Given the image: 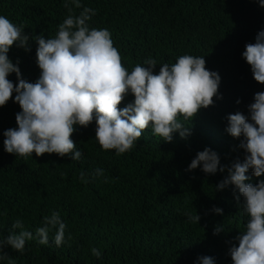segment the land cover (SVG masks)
Returning <instances> with one entry per match:
<instances>
[{
    "label": "trees",
    "instance_id": "trees-1",
    "mask_svg": "<svg viewBox=\"0 0 264 264\" xmlns=\"http://www.w3.org/2000/svg\"><path fill=\"white\" fill-rule=\"evenodd\" d=\"M65 0H0V15L29 35L30 51L14 45L9 58L18 63L22 78L36 82L41 74L33 36L52 38L69 14ZM81 8L95 10L90 28L108 29L122 63L131 72L135 65L155 59L154 74L164 63H175L181 55L204 57L206 68L221 80L214 104L201 108L191 120L178 119L191 129L187 139L179 132L166 142L144 130L133 148L117 155L103 150L95 138V121L77 125L72 139L82 153L79 160L58 154L35 153L22 157L4 148L3 133L17 128L21 108L14 97L0 107V240L11 234L16 220L31 231L23 252L4 247L14 264H200L199 257L211 256L215 264H233L229 249L248 220L235 199L234 185L216 186L227 171L206 174L201 168L186 171L199 151L210 147L221 165L244 159L242 138L227 131L229 114H249L254 94L264 84L253 77L242 56L247 43H255L264 30V7L257 0H80ZM8 79L18 84L15 72ZM222 94V99L220 98ZM240 103H237V101ZM134 101L129 93L120 105ZM103 175L93 178L96 169ZM85 173L84 182L80 179ZM250 183L264 176L247 173ZM220 207L224 214L212 211ZM60 214L65 223V240L40 244L36 229L44 217ZM200 214V223L189 214ZM221 225L224 230L214 234ZM14 231L19 232L20 229ZM71 236V239H69ZM101 252L97 258L92 248ZM0 264H9L7 258Z\"/></svg>",
    "mask_w": 264,
    "mask_h": 264
},
{
    "label": "clouds",
    "instance_id": "clouds-1",
    "mask_svg": "<svg viewBox=\"0 0 264 264\" xmlns=\"http://www.w3.org/2000/svg\"><path fill=\"white\" fill-rule=\"evenodd\" d=\"M257 2L264 7V0ZM64 7L69 14L54 37H31L38 44L36 58L41 69L34 83L22 78L18 63L14 64L8 56L14 45L30 51V37L22 27L0 15V107L16 93L14 100L21 108L16 114L18 127L3 133L5 150L22 157L55 153L79 160L82 153L75 150L72 134L77 125L88 127L93 121L99 145L105 151L116 150L117 155L131 150L149 126L155 136L166 142L173 141L175 132L187 139L191 129L178 117L192 120L201 108L214 104L219 93V73L206 68L203 56L189 54L179 56L171 65L162 64L158 74H154L157 62L152 58L129 72L110 31L90 28L88 21L95 10L84 7L75 15L74 8H81L80 0H65ZM242 56L251 66L255 81L264 84V30L258 32L255 43L246 44ZM13 72L18 84L8 79ZM129 93L134 101L121 108ZM248 108L250 115L239 111L229 114L226 128L232 137L242 138L239 147L244 149V159L237 158L230 166L221 165L219 154L208 147L197 153L186 171H227V176L215 185L216 191L234 185L236 202L248 217L244 230L234 237L238 246L233 243L229 255L233 264H264V179L255 184L246 182L251 179L247 175L250 169L254 176H264V91L254 94V102ZM97 175H103V169H96L93 178ZM80 179L87 182L84 172ZM212 211L224 214L220 207L214 206ZM189 219L200 223L201 216L189 214ZM23 228L22 221L13 222L11 234L0 240V253L6 245L24 251L33 233ZM51 228L56 229L54 243L61 246L66 225L58 212L44 217L43 226L36 229L38 242L48 244ZM222 230L218 225L214 234ZM91 251L97 258L102 255L95 247ZM5 258L14 264L7 253L0 255V260ZM199 262L215 264L211 256H201Z\"/></svg>",
    "mask_w": 264,
    "mask_h": 264
}]
</instances>
